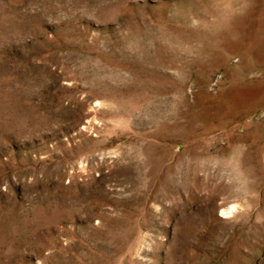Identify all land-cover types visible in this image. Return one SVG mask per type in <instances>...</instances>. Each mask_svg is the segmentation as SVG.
I'll use <instances>...</instances> for the list:
<instances>
[{
    "label": "rangeland",
    "instance_id": "374dc122",
    "mask_svg": "<svg viewBox=\"0 0 264 264\" xmlns=\"http://www.w3.org/2000/svg\"><path fill=\"white\" fill-rule=\"evenodd\" d=\"M0 264H264V0H0Z\"/></svg>",
    "mask_w": 264,
    "mask_h": 264
}]
</instances>
